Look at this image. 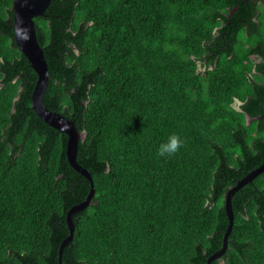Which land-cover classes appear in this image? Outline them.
<instances>
[{
    "label": "trees",
    "instance_id": "1",
    "mask_svg": "<svg viewBox=\"0 0 264 264\" xmlns=\"http://www.w3.org/2000/svg\"><path fill=\"white\" fill-rule=\"evenodd\" d=\"M13 1L0 0V264H58L90 182L68 134L32 108L38 74L14 40ZM236 1L52 0L34 18L44 104L82 132L77 160L95 188L62 264H208L223 246L226 194L264 162V118H246L264 109L251 62L264 34L230 15ZM172 133L186 143L159 156ZM232 208L212 264H264V171Z\"/></svg>",
    "mask_w": 264,
    "mask_h": 264
},
{
    "label": "water",
    "instance_id": "2",
    "mask_svg": "<svg viewBox=\"0 0 264 264\" xmlns=\"http://www.w3.org/2000/svg\"><path fill=\"white\" fill-rule=\"evenodd\" d=\"M52 0H14V28L15 36L14 40L17 43L19 49L26 55L31 63V67L38 74V80L35 85L32 94V108L36 114L44 120L47 124L53 126L56 129L61 130L68 134L67 142V155L68 160L78 172L83 174L90 182L91 188L85 200L74 204L67 213V224L69 227V235L63 239L59 247V264H62L63 250L72 241L75 232V222L73 220L74 214L85 209L92 201L95 194L94 180L92 174L82 166L77 160L78 143L82 137L74 121L67 118L65 115L55 111L44 104V96L47 91L48 83L50 80V73L48 68L45 51L40 45L36 32V25L34 18L40 15H44L46 9L49 7ZM247 1V0H244ZM258 1V0H253ZM264 2V0H261ZM24 37V38H22ZM240 104V103H239ZM240 109V108H238ZM247 123H251L255 119L264 118L263 113L251 117L246 114ZM264 171V162L257 168L247 173L236 185L232 186L226 194V210L229 217V225L224 235L223 246L213 253L208 258V264H212V261L220 257L228 248V238L233 230L234 226V213L232 208V196L247 183L253 181V179Z\"/></svg>",
    "mask_w": 264,
    "mask_h": 264
},
{
    "label": "flooded vegetation",
    "instance_id": "3",
    "mask_svg": "<svg viewBox=\"0 0 264 264\" xmlns=\"http://www.w3.org/2000/svg\"><path fill=\"white\" fill-rule=\"evenodd\" d=\"M244 3L248 4L250 7L249 8L250 12H248L247 14H245L242 11ZM229 9L231 11L230 15L236 12L239 14L241 13L239 18H241L240 19L241 24H243V28L248 34L253 32L257 33L258 36L264 34V2L263 1L258 0L255 2L253 0H247V1L237 0L235 4L230 5ZM230 22L232 24L235 21L233 20ZM235 25L232 24L231 26L234 27ZM247 29L253 31H248ZM253 46L255 52L251 54V62L253 63L254 72L259 73L264 77V36H261L260 40L255 41ZM260 47H262V49H260Z\"/></svg>",
    "mask_w": 264,
    "mask_h": 264
},
{
    "label": "clouds",
    "instance_id": "4",
    "mask_svg": "<svg viewBox=\"0 0 264 264\" xmlns=\"http://www.w3.org/2000/svg\"><path fill=\"white\" fill-rule=\"evenodd\" d=\"M185 143L186 141L183 140L178 133H172L168 136L165 142L159 145L157 149V154L161 157L173 156L184 146ZM90 188H91V185H90Z\"/></svg>",
    "mask_w": 264,
    "mask_h": 264
},
{
    "label": "rangeland",
    "instance_id": "5",
    "mask_svg": "<svg viewBox=\"0 0 264 264\" xmlns=\"http://www.w3.org/2000/svg\"><path fill=\"white\" fill-rule=\"evenodd\" d=\"M234 105H236V107L238 106L237 103H235Z\"/></svg>",
    "mask_w": 264,
    "mask_h": 264
}]
</instances>
